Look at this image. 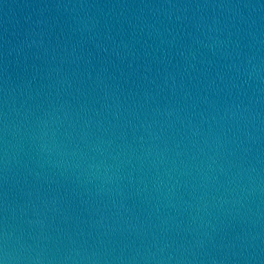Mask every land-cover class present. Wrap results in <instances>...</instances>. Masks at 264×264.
<instances>
[{
  "label": "water",
  "instance_id": "1",
  "mask_svg": "<svg viewBox=\"0 0 264 264\" xmlns=\"http://www.w3.org/2000/svg\"><path fill=\"white\" fill-rule=\"evenodd\" d=\"M0 264H264V0H0Z\"/></svg>",
  "mask_w": 264,
  "mask_h": 264
}]
</instances>
